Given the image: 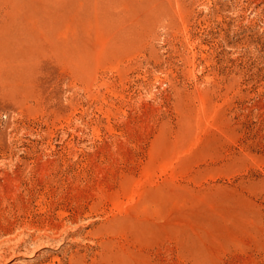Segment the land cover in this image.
Masks as SVG:
<instances>
[{
    "label": "rangeland",
    "instance_id": "obj_1",
    "mask_svg": "<svg viewBox=\"0 0 264 264\" xmlns=\"http://www.w3.org/2000/svg\"><path fill=\"white\" fill-rule=\"evenodd\" d=\"M0 264H264V0H0Z\"/></svg>",
    "mask_w": 264,
    "mask_h": 264
}]
</instances>
